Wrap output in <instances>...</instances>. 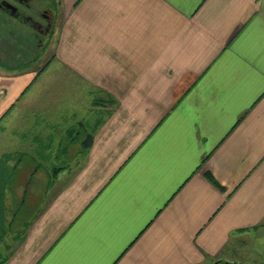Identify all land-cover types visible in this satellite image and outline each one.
I'll return each instance as SVG.
<instances>
[{"label":"crops","instance_id":"obj_1","mask_svg":"<svg viewBox=\"0 0 264 264\" xmlns=\"http://www.w3.org/2000/svg\"><path fill=\"white\" fill-rule=\"evenodd\" d=\"M56 3L50 61L0 71V128L28 137L36 119L42 138L88 140L37 205L36 169L22 178L23 156L0 153V202L19 176L24 188L10 218L0 209V264H223L247 238L263 250L264 0ZM44 75L58 109L53 93L27 97Z\"/></svg>","mask_w":264,"mask_h":264},{"label":"rangeland","instance_id":"obj_2","mask_svg":"<svg viewBox=\"0 0 264 264\" xmlns=\"http://www.w3.org/2000/svg\"><path fill=\"white\" fill-rule=\"evenodd\" d=\"M56 2L57 0H0V38L2 40L0 41L2 43H6L7 45H9V43L11 45L12 43H14V45L16 44V46L18 47L17 49L22 52L21 55L25 56L24 59L28 60L29 69H31L32 71L40 69L41 66L43 67L44 65H46L50 61L51 57H53V42L55 40L54 33L43 37L44 44L42 49V42L40 43L36 40H33L32 36L35 35L36 31L39 30L34 23L35 21L41 23L42 25H46L48 22L47 14H49L50 18H52L53 25L56 20H59V6ZM8 4H12L13 6H9ZM54 65L57 64L55 63ZM4 66H6V64L1 63L0 71H8L6 68H4ZM13 71L11 73H13ZM46 78L47 75H44L39 80H37L34 87L38 89L30 90V94H28L27 96L28 98L44 97L45 92H39V89L41 87L42 81L45 82ZM49 78L50 79L47 78V81H52L53 75H49ZM61 83L59 84L57 82L55 86H57L58 84L61 85ZM59 85L57 87H59ZM64 92L69 93V90H65ZM46 93H48V95L45 94V98L50 97V93H53V96H51L50 99H45L50 101L49 105H46V107L49 108V106H52L58 109L59 103L56 102L59 100V95L62 97L64 96L58 94V90L56 89L46 90ZM86 93L88 92L86 91ZM78 98L82 100L83 96H79ZM98 98H100V95H97V99ZM64 107L68 108L66 105L63 106L62 109H64ZM19 108L20 106L17 109ZM38 109L39 107L36 106L31 107L30 114L37 116ZM48 110L51 111L50 108ZM21 123L15 121V129L13 128L15 130L14 136H12V132H8V136H5V134H7L5 132V128H0V131H3V133H0V153H4L9 149H15V151L13 152L15 154L12 162H16L17 157L23 156V160L25 161L24 163L26 164H24V168L22 169V171H19L20 173L22 172L23 177L19 176L17 178L18 180L15 181V183L11 187L8 186L6 190L5 188L3 189V193H6V200L5 203L0 202V209H3V205H8L9 209L5 214L6 219H8V217L10 218L12 216V213L17 209L18 203H15V201H17L16 199H18L17 197L21 196L24 189L21 185V177H31L33 170L36 169L33 177L35 179H39V184L36 182V185L33 187L35 191L32 193V195L34 196H32V204L37 205V203L41 200V197H39V195H47L50 188H52L55 184V179L59 177L58 173V175L55 174V165H65L66 162H69L72 165H76L77 163H79L81 161V155L79 154L83 152V149H85L84 147L86 146V144H84L83 142L88 140V136L85 131H82L79 137H77V132L73 129L72 131H54V134L51 133V137H48L46 135V138H42V136L40 137L37 132L33 131L39 128L37 127L38 123L36 122V119L30 122L31 127H29L28 130V137H23L22 132L19 129ZM4 124L5 122L3 123V125ZM46 128L51 129L48 124H46ZM42 134H44V131H42ZM1 135H3V137H1ZM74 135H76V137ZM65 149L67 153L65 156H63L61 155V152ZM38 165L42 167L39 168ZM36 167L39 169H37ZM32 213L33 212L30 209L27 214L25 212L24 214L21 213L19 216H17V221L14 225L13 231H16L17 226L22 225V223L25 222L26 218L30 217V214ZM3 236L4 240L2 241H10L14 236V233H7ZM261 242V238H258L256 241L247 238L245 244L243 245V249L239 251V253L241 252V256H239V253L237 255L238 258H241V261L226 262L223 264H264V246L262 247L263 250L257 253L255 252L257 251V249L255 250L254 248H252L263 245ZM1 247L0 263L2 262L5 253H7L6 250Z\"/></svg>","mask_w":264,"mask_h":264},{"label":"trees","instance_id":"obj_3","mask_svg":"<svg viewBox=\"0 0 264 264\" xmlns=\"http://www.w3.org/2000/svg\"><path fill=\"white\" fill-rule=\"evenodd\" d=\"M47 21L48 22L46 25H42L41 23H39L37 21L34 22L37 26V29H39V30L36 31V34L32 36L33 40H36V41L41 43V42H43V37L50 34L53 24H52V18H50L49 14H47ZM0 40H1V38H0ZM1 41H0V62L2 64L5 63L6 67H12V68L20 67L21 65L27 64V60L24 59L25 56L21 55L22 52L17 49L18 47L16 46V44L14 45V43H12V45H13L12 46L10 43H9V45H7L6 43H2ZM11 58L14 62L13 63L7 62ZM10 64L13 66H11ZM229 264H234V263H229Z\"/></svg>","mask_w":264,"mask_h":264},{"label":"water","instance_id":"obj_4","mask_svg":"<svg viewBox=\"0 0 264 264\" xmlns=\"http://www.w3.org/2000/svg\"><path fill=\"white\" fill-rule=\"evenodd\" d=\"M9 6H13L12 4H8ZM15 8V7H14Z\"/></svg>","mask_w":264,"mask_h":264},{"label":"flooded vegetation","instance_id":"obj_5","mask_svg":"<svg viewBox=\"0 0 264 264\" xmlns=\"http://www.w3.org/2000/svg\"><path fill=\"white\" fill-rule=\"evenodd\" d=\"M17 10V9H16ZM19 12V11H18Z\"/></svg>","mask_w":264,"mask_h":264}]
</instances>
